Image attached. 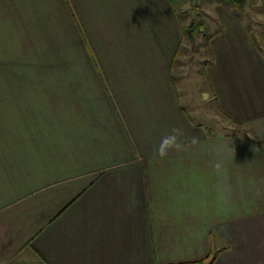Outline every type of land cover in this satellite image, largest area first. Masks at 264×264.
<instances>
[{"label": "crops", "instance_id": "0c3cea01", "mask_svg": "<svg viewBox=\"0 0 264 264\" xmlns=\"http://www.w3.org/2000/svg\"><path fill=\"white\" fill-rule=\"evenodd\" d=\"M176 5L0 0V264H264V36L214 6V134L176 83Z\"/></svg>", "mask_w": 264, "mask_h": 264}, {"label": "rangeland", "instance_id": "374dc122", "mask_svg": "<svg viewBox=\"0 0 264 264\" xmlns=\"http://www.w3.org/2000/svg\"><path fill=\"white\" fill-rule=\"evenodd\" d=\"M192 1V2H191ZM176 10L179 12L190 11L188 16L181 17L183 26H188L191 21L196 17L198 13H202L203 19L206 21L207 33L214 35L217 32H221L224 29L223 23L221 22V15L215 16L213 14L214 6L217 4L227 8L235 16L239 17L243 22L244 27L256 40V43L263 48V36H264V0H245L243 7H232L226 6L217 0H175ZM196 7V9H195ZM203 41L201 38L196 39V45L202 46ZM191 45L188 39H184L182 35V46L179 52L176 69L174 70L178 78L176 83L179 85V89L183 91L182 86L189 90L191 94V104L188 105L190 109L197 111L196 123H202L208 127L212 133H224L231 134L234 132L235 126L225 124H217L213 120L204 121L203 110L216 111V105H210L206 101L205 94L210 90L208 81L206 78L205 67L211 60L209 49L201 48L199 51H195L194 45ZM197 50V49H196ZM184 78L185 80L181 79ZM184 92H180V97L183 103L187 102V98L183 96ZM207 96V95H206ZM189 110V109H188ZM202 112V113H201ZM206 116V115H205ZM223 126L226 130L221 127ZM230 129V130H229Z\"/></svg>", "mask_w": 264, "mask_h": 264}, {"label": "trees", "instance_id": "16d2710c", "mask_svg": "<svg viewBox=\"0 0 264 264\" xmlns=\"http://www.w3.org/2000/svg\"><path fill=\"white\" fill-rule=\"evenodd\" d=\"M201 1H205V0H201ZM217 1L226 6L240 7V8L243 7L245 3V0H217ZM189 13H191V10L179 12L180 21H181V17L183 18L184 16H188ZM219 33L220 31L214 35H209L207 33L206 21L203 19L202 13H198L188 26H185V27L182 26L183 38L184 39L187 38L191 45L195 44L196 39L198 38H201V40L203 41L202 46L196 45V44L194 45L195 51H199L201 48L209 49L210 41L215 35ZM181 46H180V49H181ZM209 54H210V51H209ZM215 260H216V257H213L209 264H213Z\"/></svg>", "mask_w": 264, "mask_h": 264}, {"label": "clouds", "instance_id": "9594fccd", "mask_svg": "<svg viewBox=\"0 0 264 264\" xmlns=\"http://www.w3.org/2000/svg\"><path fill=\"white\" fill-rule=\"evenodd\" d=\"M205 98L206 95H205ZM184 136L183 131L180 128H172L171 132L164 135L157 147V155L160 158H164L168 155L169 151H182L185 148V143L181 140ZM191 143L195 144L198 142V137H191Z\"/></svg>", "mask_w": 264, "mask_h": 264}]
</instances>
